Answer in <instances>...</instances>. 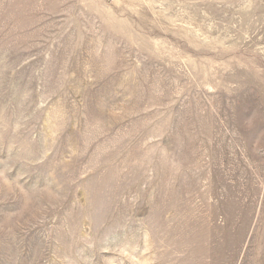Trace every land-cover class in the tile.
I'll use <instances>...</instances> for the list:
<instances>
[{
	"label": "rangeland",
	"instance_id": "374dc122",
	"mask_svg": "<svg viewBox=\"0 0 264 264\" xmlns=\"http://www.w3.org/2000/svg\"><path fill=\"white\" fill-rule=\"evenodd\" d=\"M0 264H264V0H0Z\"/></svg>",
	"mask_w": 264,
	"mask_h": 264
}]
</instances>
